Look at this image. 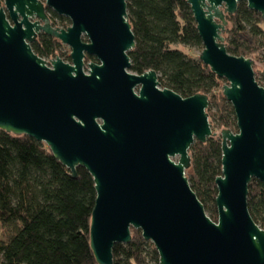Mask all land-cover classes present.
<instances>
[{"label":"water","instance_id":"95a60500","mask_svg":"<svg viewBox=\"0 0 264 264\" xmlns=\"http://www.w3.org/2000/svg\"><path fill=\"white\" fill-rule=\"evenodd\" d=\"M238 1L187 0L204 45L200 59L226 80L223 95L237 117V131L220 132L217 221L187 175L192 145L218 134L209 95L183 97L162 87L156 70H130L136 36L127 0L0 5V129L46 143L73 177L80 166L91 173L98 264H114L115 245L131 242L133 229L154 243L160 264H264V229L248 205L252 180L264 183V85L252 58L227 49V15ZM248 2L264 17V0ZM48 9L71 24L53 26ZM42 31L71 48V62L34 51Z\"/></svg>","mask_w":264,"mask_h":264},{"label":"trees","instance_id":"16d2710c","mask_svg":"<svg viewBox=\"0 0 264 264\" xmlns=\"http://www.w3.org/2000/svg\"><path fill=\"white\" fill-rule=\"evenodd\" d=\"M4 0H0V5ZM136 46L129 52L131 71L159 73L162 87L183 97L209 95L212 127L237 131L232 103L220 88L218 77L199 56L203 41L187 0H127ZM53 23L67 28L68 17L49 10ZM226 45L230 53L264 56V18L241 4L229 17ZM230 25V24H229ZM34 51L51 60L63 56L57 39L41 35ZM187 175L208 215L218 220L216 179L222 174V138L213 135L196 141ZM78 177L52 153L48 145L29 135L0 129V264H98L90 244V226L96 202L93 176L78 167ZM248 205L253 219L264 229V183L249 186ZM132 241L114 247V264H160L159 253L137 229Z\"/></svg>","mask_w":264,"mask_h":264},{"label":"rangeland","instance_id":"374dc122","mask_svg":"<svg viewBox=\"0 0 264 264\" xmlns=\"http://www.w3.org/2000/svg\"><path fill=\"white\" fill-rule=\"evenodd\" d=\"M230 27H231V22L228 28ZM224 35L227 38V35H228L227 31L225 32ZM188 50L191 55L196 56V57L199 56L202 51L201 49H198V48H193V49H188ZM70 52H71V48L69 46L67 45L63 46V49H62L63 56L62 57L65 60L68 59V55L70 54ZM250 58H252L255 61L254 69L256 72L257 80L260 82V84L264 85V78L262 76V71H264V56H262L261 52H259ZM87 62H90V61L87 60ZM226 83L227 82H224L223 85ZM220 90L223 91V86L220 88ZM212 128H213V132L218 133V136H220L221 129L218 127H212ZM178 159L179 157H175V160H178ZM0 232H1V227H0Z\"/></svg>","mask_w":264,"mask_h":264},{"label":"flooded vegetation","instance_id":"af4514ba","mask_svg":"<svg viewBox=\"0 0 264 264\" xmlns=\"http://www.w3.org/2000/svg\"><path fill=\"white\" fill-rule=\"evenodd\" d=\"M237 4H238V8H239V6L241 5V4H244V5H246L248 8H249V2H248V0H239L238 2H237ZM226 7V2H223V5H221V8H225ZM238 8H237V10H238ZM250 9V8H249ZM49 10L50 9H48V12H49ZM252 10V9H251ZM256 11V10H255ZM260 13V12H259ZM49 14H50V16H51V13L49 12ZM236 14V13H235ZM235 14H233V15H235ZM262 14V13H261ZM230 16H232V15H227V19L229 20V17ZM262 17H263V14H262ZM264 18V17H263ZM52 23H53V21H52ZM229 24H230V20H229ZM53 26H55V27H59V26H57V25H55L54 23H53ZM61 28H63V27H61ZM43 34H45V35H47V36H50V35H48V34H46V33H44L43 31L38 35V37H37V39L41 36V35H43ZM50 37H52V36H50ZM54 38V37H53ZM36 39V40H37ZM54 39H56V38H54ZM35 40V41H36ZM58 40V39H57ZM34 41V42H35ZM58 42L61 44V46L63 47V46H65L66 44H64V43H62L60 40H58ZM33 43V42H32ZM68 46V45H67ZM70 54H71V52H70ZM70 54L68 55V59H64L63 57V59L65 60V61H68V62H71V57H70ZM58 56V55H57ZM56 56V57H57ZM55 57V58H56ZM87 60H89V61H95V62H97L98 60H97V58L96 57H94V56H88L87 57V59H86V62H87ZM88 63V62H87Z\"/></svg>","mask_w":264,"mask_h":264}]
</instances>
